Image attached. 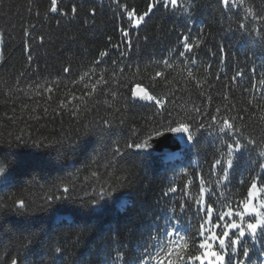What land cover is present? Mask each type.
<instances>
[{"label": "trees", "instance_id": "1", "mask_svg": "<svg viewBox=\"0 0 264 264\" xmlns=\"http://www.w3.org/2000/svg\"><path fill=\"white\" fill-rule=\"evenodd\" d=\"M118 3L121 11L142 12L146 0H57V13L52 0H0V163L12 172L0 194V264H157L167 259L162 245L179 250L173 261L180 255L182 264H201L193 259L203 254L200 221L182 214L177 201L199 199V181H208L226 145L205 132L175 163L135 153L126 144L162 117L145 101L129 110V88L158 96L174 116L210 123L211 114L217 125L226 119L252 142L234 154L228 181L206 182V192L215 186L219 193L213 215L242 204L252 177L264 189V0H229L228 8L222 0H177L134 32L127 52L113 47ZM181 35L194 45L185 57L178 55ZM129 56L135 66L126 68ZM102 119L113 123L98 125ZM170 187L178 190L169 193L172 201L164 195ZM261 202L264 195L255 206ZM248 222L255 218L246 216L245 229ZM176 230L183 239L168 244L166 233ZM224 251L225 264H261L264 229L255 237L246 229L240 244Z\"/></svg>", "mask_w": 264, "mask_h": 264}, {"label": "snow or ice", "instance_id": "2", "mask_svg": "<svg viewBox=\"0 0 264 264\" xmlns=\"http://www.w3.org/2000/svg\"><path fill=\"white\" fill-rule=\"evenodd\" d=\"M222 4L225 8H228L229 0H222ZM169 5L175 7L177 5V0H146V5L142 12L136 8L124 9L121 11V5L118 3L116 5V9L121 16V27L118 29L120 37L118 38V42L113 47L119 51L121 45H123V51H129L133 47L131 37L134 32L138 34L140 31L146 30L148 28L146 22L149 17L152 16L157 9H167ZM51 12H58L57 0H52ZM75 12L76 8L73 7L72 13ZM59 14L62 16L68 15L65 12H61ZM82 23L87 24L88 21L85 20ZM137 38L139 39V36H137ZM145 39H147V37H145ZM178 40L183 49V51H178V55L180 57H185L193 51L194 45L191 42L190 36L181 35L178 37ZM109 42H111V38H109ZM220 51H224L223 47L220 48ZM100 55L103 57L107 56L108 53L101 52ZM123 59L124 57L121 54V60ZM189 60H191V57H189ZM164 63L167 65L169 61L165 60ZM191 63L195 65L196 61L191 60ZM130 65L135 66L133 65V58L129 56L128 63L125 67L127 68ZM67 71L68 69H65V72ZM156 75L159 76L160 73L157 72ZM189 76H191V72H189ZM137 100H143L146 104L150 105L154 115L156 114V110L160 109L159 115L162 119L157 120L150 129L145 128L143 131H138L136 134L138 136V140L136 142L126 144V147L129 149H139L142 145H146L147 142L154 136H163L169 133H182L183 137H187L190 141L194 138L195 134L213 132L215 133L218 141H224L226 150L224 149V146L217 149V152H220V155H214L208 172L205 174L208 177V181L204 178H201L199 181V199H184L183 204H180L178 201L177 204L181 209L182 214L187 215L191 212L193 220L200 221L199 235L203 239V242L199 243V248L203 250V254L201 256H196L193 259L200 261L201 264H205V261L206 264H225L226 253L224 250L230 248L231 246L240 244L241 238L245 237L246 229L251 237H255L258 229H264V216L261 215L260 211L261 209H264V202H261L259 209L255 206L257 198L264 195V189L258 191V186L255 182L256 177H252L253 182L247 190V199L244 200L242 204L238 205L236 209L229 208L226 212L219 211L216 215H213V197L215 196L219 199V193L217 192V188L215 186H213L210 191L206 192L205 184L206 182H211L213 185L223 184L224 181H228L233 167L234 154L239 152L243 146H251L252 142H244L242 133H238L235 126L229 123L226 119L223 120L220 125H217V117L211 116V114H208V116L205 117V119L210 120V123H205L204 120H198L197 116L191 114L183 116V118L179 115L174 116L172 112L164 106L163 101L158 96L149 94V92L145 91L143 88H129L126 95V103L129 110L134 107V101ZM196 112L198 116H205L200 109H196ZM217 112H219V109H217ZM112 123L113 122L111 120L102 119L98 125L109 126L112 125ZM19 140L20 138L18 137L17 141ZM252 150L255 151V148L253 147ZM116 151L119 153L120 149H116ZM259 155L264 157V152H261ZM260 168L264 169V163L260 164ZM92 175L95 176L96 173L93 172ZM193 175L195 176L196 173H193ZM213 176L216 177L214 181L211 179ZM120 179L123 181V178ZM188 183L192 184L193 181L189 179ZM228 185L229 184H224V187H228ZM184 187L186 188V185ZM68 191V187H64L63 193H68ZM177 191V188L170 187L166 192H164V195L170 197L172 201L174 197L169 195V193L175 194ZM185 195H187V193H185ZM53 197H50V199ZM205 200L207 201L206 204L204 203ZM23 205L24 203L21 201L20 207H23ZM193 205H195L194 212L192 211ZM201 212H203V216H201ZM246 216L255 217V222H248L245 229L243 225ZM237 218H239V222H237ZM230 233L236 238L231 239ZM177 236H179L181 240L183 239V235H181L178 230L168 231L166 233L165 240L168 241V244H172L176 240ZM226 240L229 241L228 244H226ZM215 241H218L220 249L219 252L213 250V242ZM181 247H183V245H181ZM160 251L166 254L167 259H158L157 264H182L183 257L180 255H177L176 261L171 259L172 255L174 253H178L179 251L175 247L162 245ZM233 252H235V249H233ZM243 255L247 257L248 251L245 250ZM12 264H16V261L14 260ZM227 264H231V259H229ZM261 264H264V261H262Z\"/></svg>", "mask_w": 264, "mask_h": 264}, {"label": "water", "instance_id": "3", "mask_svg": "<svg viewBox=\"0 0 264 264\" xmlns=\"http://www.w3.org/2000/svg\"><path fill=\"white\" fill-rule=\"evenodd\" d=\"M142 88V87H138ZM144 89V88H143ZM145 90V89H144ZM146 91V90H145ZM143 101V100H137ZM182 133H169L163 136H154L146 145H142L139 149L134 148L135 153H152L156 155H167L179 152L191 144L187 137H183Z\"/></svg>", "mask_w": 264, "mask_h": 264}, {"label": "rangeland", "instance_id": "4", "mask_svg": "<svg viewBox=\"0 0 264 264\" xmlns=\"http://www.w3.org/2000/svg\"><path fill=\"white\" fill-rule=\"evenodd\" d=\"M1 60H2V36L0 34V62H1ZM2 165L0 163V194L11 183V180H12L11 170L9 168H7L6 166L2 167ZM256 207H257V209H259L257 204H256ZM261 215L263 216L262 211H261ZM175 243H177V241L173 242V244H175Z\"/></svg>", "mask_w": 264, "mask_h": 264}, {"label": "bare ground", "instance_id": "5", "mask_svg": "<svg viewBox=\"0 0 264 264\" xmlns=\"http://www.w3.org/2000/svg\"><path fill=\"white\" fill-rule=\"evenodd\" d=\"M186 149V148H185ZM185 149H183V150H181V151H179V155L182 153V151H184ZM160 156H162V155H160Z\"/></svg>", "mask_w": 264, "mask_h": 264}]
</instances>
